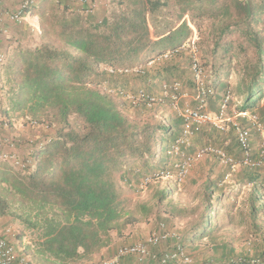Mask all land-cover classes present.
<instances>
[{"label":"trees","instance_id":"16d2710c","mask_svg":"<svg viewBox=\"0 0 264 264\" xmlns=\"http://www.w3.org/2000/svg\"><path fill=\"white\" fill-rule=\"evenodd\" d=\"M91 4L37 0L30 12L38 17V38L30 34L8 59L5 54L8 105L35 126L28 122L31 133L15 143L27 152L19 154L21 161L30 163L0 165V219L12 217L32 233V245L24 248L29 264H90L113 234L132 233L169 199L160 191L153 202L141 201L158 181L144 190L140 185L177 160L168 152L183 120L171 108L172 94L161 96V86L176 81L196 92L193 47L203 110L216 112L229 96L230 109L256 113L264 124V0ZM245 127L249 136L255 132ZM225 132L203 125L193 138L201 135L205 144L231 158L238 151L241 158L234 131ZM263 169L229 168L231 186L223 174L202 181L196 205L180 211L184 242L205 241L215 253L224 251V264H264V239L250 256L234 258L229 246L238 225L246 243L261 234ZM246 187L237 223L236 200Z\"/></svg>","mask_w":264,"mask_h":264},{"label":"built area","instance_id":"2783aa9c","mask_svg":"<svg viewBox=\"0 0 264 264\" xmlns=\"http://www.w3.org/2000/svg\"><path fill=\"white\" fill-rule=\"evenodd\" d=\"M37 0H22L18 9L14 12H6L3 8V1L0 0V67L5 62V53L1 51V43L8 36L6 27V19L12 23L19 24L23 22L29 15L31 7ZM79 4H87L93 7L91 0H76ZM195 51L193 50V53ZM138 72V69H133ZM191 71L196 83V102L197 108L190 106H179L181 98V85L179 82H171L161 86V96L171 95V108L183 120L180 135L169 149V154L177 157L171 168L163 169L156 172L152 178H145L140 185V189H145L149 182H156L162 179H174L176 182H182L190 173L195 162L207 156H212L221 164L226 165L235 171L239 167H248L259 169L264 167V148L260 149L258 158L251 157L250 147L248 143L249 129L241 124L240 120H245L252 129L255 130L264 140V124L261 123L256 113L250 112H230L228 105L229 96H226L219 104L217 111L214 113L205 112L203 109L206 103L201 98L203 95V85L201 80V69L195 53L191 64ZM149 98V101H154ZM1 102V91H0ZM0 103V161L8 162L16 168H24L30 160L22 162L16 149L17 142L15 134L11 133L12 120ZM29 125L35 126V122L30 121ZM203 125H211L219 131H226L231 128L234 131L238 146L241 148V158L235 161L225 152L218 148L205 146L197 150L193 155L185 154L184 150L190 145L191 139L194 137L198 128ZM183 148V149H182ZM230 173L225 176L228 179ZM172 242L169 250L156 251L163 244ZM15 231L11 226H3L0 228V264H29V257L25 254V249L20 246ZM131 257L138 264H145L153 261L156 264H191V258L186 252L182 237L178 233L170 232L165 229L163 223H159L157 228L153 230L147 238L141 242L121 245L115 249L111 257L100 258L90 264H118L122 259Z\"/></svg>","mask_w":264,"mask_h":264},{"label":"rangeland","instance_id":"374dc122","mask_svg":"<svg viewBox=\"0 0 264 264\" xmlns=\"http://www.w3.org/2000/svg\"><path fill=\"white\" fill-rule=\"evenodd\" d=\"M102 2L108 3L110 0H100ZM9 3L13 6L12 9H10L12 12L16 11L20 4L18 3V0H6V4ZM39 22V21H38ZM40 29V25H39ZM32 36L38 35L37 32L32 31ZM38 38V37H37ZM195 39V36L193 37V40ZM27 39H25L26 42ZM195 51V48H192ZM13 53V52H11ZM195 53V52H194ZM193 53V54H194ZM11 55V54H10ZM195 57L197 58L198 62L199 56L196 54ZM9 56L7 57V59ZM7 61V60H6ZM5 65V64H4ZM4 65L0 67V91L2 96V107L3 111L6 110L7 115L12 120V127H11V133H14L15 135H20L22 137H26L27 134H30L31 128L28 126L29 120L27 118H24L20 116L19 112H14L10 109V106L7 102V86H6V78L2 74L4 72ZM181 85V98L179 100V106H194L196 103V92H191L189 88L185 87L182 83ZM216 111V110H215ZM235 111L234 109H231L230 112L232 113ZM214 112V111H213ZM241 124L250 127L248 123L244 120H240ZM231 129V128H229ZM227 129L224 136H227L228 133ZM249 143L251 147V155L254 159L258 158L260 149L264 148V140L255 133L254 131L250 130V136H249ZM210 146L218 148L216 145L206 143L203 140L201 135H196L195 138H193L190 141V145L184 149L185 154L187 155H193L197 150H199L202 147ZM229 154V153H228ZM231 155V154H230ZM232 157L239 160V153L233 152ZM173 160V159H172ZM7 164V163H5ZM0 165H4V163H0ZM264 170V169H263ZM230 173L229 168L226 165L221 164L217 159H215L212 156H207L199 159L195 162L194 166L192 167L189 175L182 181V182H176L174 179H162L159 180L156 183H152L150 187H148L143 194L140 196L141 201H150L153 202V199L155 198L156 194L160 191H166L169 193V199L162 202V204L159 207L158 212H156L154 215H151L147 221H144L142 223H139L135 227H138V230L135 233H125L122 237H114V247L113 250L116 249V247H119L121 245L141 242L146 239L147 235L151 233L153 230H155L159 223H163L165 226V229L170 232L178 233L181 235L182 240L184 237L183 228L185 226L186 217L185 215L180 212L181 209L188 207L191 208L196 205L197 201L200 197V184L202 181H204L207 177H210L211 179L216 178L218 175L223 174V182L226 186H231L234 184V174L232 173L228 179H225V176ZM194 182L196 184H194ZM249 189L246 187L243 189V193H240V196L236 200V209L234 211V215L236 217V222L240 223V212H245V194L248 193ZM232 201V200H231ZM260 221L263 222V227L261 230V234H259L257 237V240H251L249 243H246L243 241V239L240 238L241 236V230L243 228L242 225H238V228L232 233L233 239L229 246H232L234 249L232 257L237 258L238 256L242 255H252L254 251V245L257 244L258 248L261 247L260 240L261 238L264 239V211L261 214ZM147 222V223H146ZM3 226H11V228L15 231L16 237L18 241L20 242V246L25 248L26 246L32 245L33 243V235L32 233H29L26 231L23 226L14 218L12 217H5L0 219V228ZM236 227V226H235ZM184 242V240H183ZM185 249L189 257L191 258V261L194 263L202 264L205 262H213L214 264H224L221 255L224 254V251L219 250L217 253L214 252V250L210 249L205 241L202 242H196L194 244H189L187 242H184ZM172 247V242H168L163 244L160 247V250H169ZM264 247V246H263ZM223 252V253H222ZM113 252H111L109 255L106 254L105 256L112 255ZM122 261L124 264H138L133 259H122L118 264H121Z\"/></svg>","mask_w":264,"mask_h":264},{"label":"crops","instance_id":"0c3cea01","mask_svg":"<svg viewBox=\"0 0 264 264\" xmlns=\"http://www.w3.org/2000/svg\"><path fill=\"white\" fill-rule=\"evenodd\" d=\"M2 1H3L4 10L6 12L10 13L11 12L10 9H12L11 6H13V5H11L9 3L6 4V0H2ZM21 2H22V0H18L19 4H21ZM6 27L8 29V36H7V39L2 41V43H1V51L3 53H5L6 56H9L11 54V52H13V48L15 47V45L21 43L22 41H25V39H27V40L30 39L32 37V36H30L32 31L37 32V34H39V31H40L38 17L36 15H34V13H31V12H30V15L23 22H21L19 24L12 23L9 19H6ZM33 37L36 40L38 35H35ZM15 136L17 137L20 135L16 134ZM17 151L21 156H24L27 153V152L23 153L20 148H17ZM137 230H138V228L135 227L131 232L135 233ZM114 237H115V235L113 234V240H114ZM114 245H115V243L113 241L108 247L102 249L101 252L95 257L94 261H98L100 258L110 257V256H105V255L106 254L109 255L111 252L114 253V251H115V249L113 250ZM116 248H118V247H116ZM154 250L160 251V248H157ZM113 253H112V255H113Z\"/></svg>","mask_w":264,"mask_h":264}]
</instances>
